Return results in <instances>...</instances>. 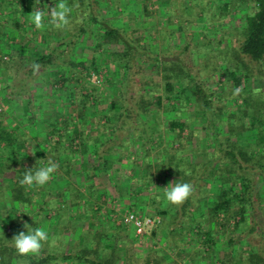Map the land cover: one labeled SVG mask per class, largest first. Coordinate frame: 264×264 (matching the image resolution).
Instances as JSON below:
<instances>
[{
    "label": "trees",
    "instance_id": "trees-1",
    "mask_svg": "<svg viewBox=\"0 0 264 264\" xmlns=\"http://www.w3.org/2000/svg\"><path fill=\"white\" fill-rule=\"evenodd\" d=\"M116 1L120 6L125 5L121 11L123 14L120 15L123 17L122 25L111 24L109 21H105L97 14L91 12L92 0H65L67 5L72 9L70 21L74 23V26L71 28H79L80 32L89 34L90 29L96 26V29L98 28V33L95 34L97 48L103 46L111 47L113 45L121 46L120 50L117 49L110 53L112 62L116 66L121 65L124 73L121 78L110 80L114 83H120L119 97L117 100L111 102V108L114 109L118 104L121 108L124 107L123 111H117L118 113L109 115L110 120L117 119L119 121L118 124H112L114 130L119 126L123 114H125V118L131 116V109L127 106L128 102L125 98L126 93H130L134 103L138 104V108L135 110L137 123H140V126L144 125L139 130L148 131L150 140H152L151 135H161L160 127L164 123L168 127L166 132L168 131V135L170 136L169 141H173L175 135H178L176 139L181 145L179 149H175L174 153H170L169 149L167 150L166 148L164 151H160L161 153H157L155 157L157 162L158 159H163L161 169L157 165L156 169L151 171V164H145L147 172L140 179L142 183L146 184L144 188L148 189L153 181H155V177L163 173L172 178V183L175 181L177 183H191L194 193L179 206L169 203L163 207L160 205L159 193L155 191L150 194V202L146 204L148 207L157 208L153 216L157 217L159 221L156 220V223L151 226L148 233L144 234L142 238L146 235L155 238L164 229L167 232L166 238L168 241H166L169 247L175 251L176 256L172 257V259L169 256L159 255L157 248L146 242L144 243V239L141 243L137 244L136 241L139 237L121 239L118 235L126 225L116 224L115 221H112L114 225L113 232L110 235L105 230H96L95 232L85 230L82 247L65 257L73 259L74 264H182L185 256H187L191 264H200V262H197V257L199 256H197L198 250L196 249L194 253H191L189 251L191 247L184 246L182 243L186 232H190L195 235L196 241L202 243L207 248L206 250L215 255V257H218V236L222 234L226 236L227 234L226 237L228 238L223 256L219 258L216 264H264V255L255 247L256 242L252 240V236L247 237V239L245 238L239 243L238 237L235 236L236 232L243 233L246 231L245 233H247L248 231L253 232L256 230V227L250 224L249 219L250 213L253 211V176L259 175L260 177H264V89H261L259 94H255L254 90L257 88L244 87L240 93L243 104L238 109H234V112L232 111L233 113H230L228 117H225L220 114V110L224 108H219L222 100H219L220 97L214 98L215 91L211 89V85L203 84L201 80L196 81L195 85H192L193 87L190 88V93L187 94V81L184 78H194L188 66L182 64L179 60L177 62L170 61L169 63H164L160 60V57L155 56L150 61L154 62L157 67L151 68L153 72L149 75L142 74L138 87L132 91V87H129V79L135 61H131V57L134 54L144 57V53H140L139 49L135 48L133 39L128 35V29L131 28L132 30L133 26L138 25V10L125 11L123 8L127 6V3H123L122 0ZM251 2H254L256 7L253 12L247 13L245 16V25L242 26L244 35L239 45V53L249 56L253 61L259 62L261 73H264V0H193L194 4L198 3L201 5L200 18H202L201 22L204 24V27L208 24H214L215 21H223L239 5L248 6ZM21 3L23 6L20 13L32 12L36 4L35 0H21ZM213 5L215 7L212 9ZM147 7L145 4L144 9H147ZM80 9L87 10L88 13H82L83 15L81 14L77 18V15L80 14ZM14 10L16 13L19 12L17 8H14L13 13ZM183 10L185 11V9ZM78 19L80 22H78ZM11 22L14 24V27L25 30V21H21L20 18L11 17ZM178 28L182 31V24ZM223 30L225 31V28ZM204 35L210 38L207 32ZM0 41L5 42L1 37ZM239 53H236V56H239ZM97 58L98 56L95 55L88 60V65L93 67L96 73H98L99 63ZM78 60L73 59L70 63L72 67H68L69 69H66V71L65 69H58L55 72L50 71L45 75L46 78L43 82H49L52 87H57V89H60L62 85L67 86V98L72 100V103L78 100L79 107L82 109L87 107V100L90 98L92 90L87 91L86 95L77 97L76 100L74 87L67 85V82H71L72 79H80L82 76L76 75V72H80L79 66L84 67L87 69V73L91 74L89 73L88 66L84 65L86 60L83 58H78ZM36 62L43 63L44 67L49 66L53 62L52 52L41 53L37 57ZM228 62L232 61L228 60ZM232 64L233 67L227 69L228 75L229 79L233 81L234 87H237L242 83L244 75L239 71L234 61ZM242 64L247 69L245 63ZM66 72H71L69 77L66 76ZM245 74L247 77L251 73L248 74L246 72ZM59 82L62 83L61 86H56L55 84ZM114 88H118L117 85ZM129 90L130 92H128ZM189 99L205 112V128L214 130L212 132L215 133L216 142L218 141L217 149L211 153L207 161H191L192 153L196 154V152H200L198 144L188 149L187 145L180 141L181 139L179 138L185 129L189 127V133L187 134L189 138L195 134L194 128L190 125L188 118L183 119L180 117L184 108H187V100ZM152 105L156 107V110H152ZM29 110L32 113L34 109L31 108ZM169 111H172L173 115ZM164 112H166L165 115H163ZM56 115V122L44 127V129H47L46 135H50V138L46 139V141L51 147L49 150H51L50 153H53L52 157L60 160L58 153L75 151L72 144L74 138L70 139L69 145L62 143L65 135L68 133L72 135L79 134L70 127V124L73 122L72 117L67 115L59 123L58 116L62 115V113H57ZM166 116L169 117L167 122L164 120ZM246 119H248V122ZM152 120L156 121L155 125L150 123ZM2 123L3 121L0 119V199L3 197L5 187L3 177L6 172L10 171L9 168L14 170V175L10 179L16 185V187L11 189V193L14 198H20L26 189V186L20 184L24 173L31 169L34 172L40 167L41 162H45L43 159L47 156L45 153L32 157L29 156L28 159H33V161L26 165L15 153L17 147L20 145L18 135H24L22 134L23 132L20 130L19 133L11 131L8 128H4ZM216 123L221 131L228 123V133L219 131L216 128ZM158 124L159 126H157ZM131 127L135 131L138 129L134 125H131ZM139 134L142 135V133ZM53 135H57L58 138H53ZM234 138L235 140H233ZM19 159L22 161L18 170L16 166L14 167V164ZM66 162L62 168L67 173L70 169V162ZM67 167L68 169H66ZM198 179L203 180L205 185L203 184L199 187L196 184ZM212 179V183L217 184L215 185V189L209 188V181ZM207 182L209 183L207 184ZM196 185H198L197 188ZM75 194V197L71 199V204L73 205H76L81 200L80 194L78 192ZM137 208L142 209L143 207L139 205ZM87 210L89 211V208ZM139 212L141 211L139 210ZM259 233L264 234L262 231ZM262 237L263 235L260 238ZM107 239L111 240L110 246L105 241ZM1 241L0 237V253L2 255L0 257V264H13L22 257H25L18 255L12 245H7ZM199 254L200 256L202 255L201 251ZM50 257V255L42 258L28 256L30 264H42L45 262L47 264V260Z\"/></svg>",
    "mask_w": 264,
    "mask_h": 264
},
{
    "label": "rangeland",
    "instance_id": "rangeland-1",
    "mask_svg": "<svg viewBox=\"0 0 264 264\" xmlns=\"http://www.w3.org/2000/svg\"><path fill=\"white\" fill-rule=\"evenodd\" d=\"M59 2L60 0H39V3L35 4L32 11H35L36 8H39L40 10H44L46 13L48 11L50 14L51 8L55 7V5ZM137 2L139 3V5H141V11L138 10V25H135V27L133 26L132 30L131 28H129L128 35L133 39L134 45L136 46L135 48L139 49L140 53H144V57L137 56L136 54L131 57V61H135L131 69V80L129 79V87H132V91H134L138 87L140 79L142 78V74L149 75L153 72V69L157 67L154 62L150 61V59L155 56L160 57V60H162V62L164 63H169L170 61L177 62V60H179L180 62H182V64L188 66L189 71L193 74L194 78H184V80L187 81V94L190 93V88L195 85L194 83L196 81L201 80L203 84L211 85V89L215 91V94L213 95L214 98L220 97L219 100H222L219 108H224L223 110H220V114L225 117H228L230 113L234 112V109H238V107L243 104L241 94L236 96L233 95V89L236 87H234L233 81L229 79L228 75L227 69L233 67V61L234 64H237V68L239 69V71L244 75L242 83L237 87H240L242 89L244 87L264 89V73H261L260 63L251 60V58L247 55L239 53V45L244 35V32H242V26L245 25L246 14L255 10L256 6L254 2H251L248 6L239 5L238 8L231 12V14H228V16L223 19V21H215L214 24H208L205 27L201 22L202 18H200L201 5L198 3L194 4L193 0H137ZM92 3L93 4L91 6V12L97 14L101 19L109 21V23L111 24L115 22L123 24V17L120 16L123 14V12L121 13L122 8H120V5L116 0H92ZM102 3H105L109 10L102 9ZM108 3L111 6H109ZM145 4L148 6L147 9H144ZM22 6L23 5L21 3V0H0V29L1 31H9V29H12V32L15 33L14 35L16 37V41L12 43L14 47V50L12 52L13 55H15V58L9 60V56L2 55L3 61H8L3 63L6 64L7 67H10V70H12V72H15L16 70V72L21 73L20 75L15 74L16 76L9 81L13 85L12 92L19 93L18 85H20L23 81L24 84H26L27 82V84L30 83L34 85L37 78L38 80H45V75H47L50 71L55 72L58 69H65L66 71V69H69L68 67H72L70 63L73 59L76 61H79L78 58L85 59L86 61L84 65L88 66L89 73L91 74L87 73V69L79 66L78 68L80 72H76V75H79V77L80 75L82 76L80 77V79H72L71 82H67V85L74 87L76 91V100L77 97L86 95L87 91L89 92L90 90H92L90 92L91 96L87 100V107L80 109L78 100L75 103H72L73 101L69 100L66 95L67 86H61L62 83L59 82L55 84L56 86L59 85L62 88L57 89V87H52L49 82H43L45 88L42 93H44L45 95H49V97H52L53 99L57 98L59 102H62V104L66 106V108L61 110L62 115H59L58 117L60 119L62 118V120H59V123L63 121L66 115H69L73 118V122L70 124V127L71 129L75 128L74 131L79 135H130L131 137L134 136L136 137V139H139L140 137L137 138V136L140 135L139 133H142L143 139L140 141V143L142 142L143 148L141 149L140 154H142V158L144 157L143 160H145V164L151 163L152 166L154 163L151 171H154L157 165H159L161 169L163 159L160 158L157 162L155 157L157 156V153H161L160 151H164V149L166 148L167 150L169 149L170 153H174L175 149H179L181 145L176 139L178 135H175V139L173 141H169L170 136L168 135V131L166 132L168 127L164 123L160 127L161 135H151L152 140H150L148 131L144 132L139 130L144 125L140 126V123H137L138 121L136 118L135 110H137L136 108H138V104L134 103V100L131 97L130 93H126L125 98L128 102L127 106L131 109V116L125 118V114H123L124 119L121 117V122L119 126L115 128V130L112 124H118L119 121H117V119L113 121L109 119V115L118 113L117 111L121 112L124 108H121L119 104L114 109L111 108V102L113 100H117L119 97L120 83H114L110 80H117L118 78H121L124 73L121 65L116 66L112 62L110 53L117 49L120 50L121 46L113 45L111 47L103 46L101 48H97V40L95 38V34L98 33V28L96 29V26H93L92 29H90L89 34L80 32L79 28L72 29L71 27L74 26L73 22H71L69 27L65 30H57L49 23V15H46L44 18V30H37L29 20L28 14H30L31 12L20 13ZM214 7L215 6L213 5L212 9ZM14 8H17L19 12L16 13L14 10L13 13ZM183 9H185V11ZM86 12L87 10L80 9V14L77 15V18L81 16L82 13ZM11 17L20 18L21 21H25V30L14 27V24L11 22ZM78 22H80L79 19ZM180 24H182L183 27L182 31L178 28ZM224 28L225 31L223 30ZM205 32L208 33V36L210 35V38L204 35ZM73 33L75 34L72 35ZM209 39L213 40L209 41ZM33 42H35V45L33 44ZM41 44L44 45L42 46ZM43 52H52L53 62L47 67H44L43 63L40 62L39 64L41 65V69L39 73L34 74L31 65L34 62L37 63V57H39ZM236 53H239V56H236ZM95 55L98 56V73H96V70L93 67L88 65V60ZM228 60L232 62H228ZM241 62L245 63L247 69L244 68ZM246 72H248V74H251H247L248 76L246 77ZM70 73L71 72H66L65 74L67 77H69ZM24 74H26V76H24ZM99 74H103V77L100 78V81H97L99 78ZM2 84L4 85L5 83ZM116 85L118 88L115 89L114 87ZM29 87L30 85H27V88ZM128 92H130V90ZM151 97L154 98L153 95H151ZM151 108L152 110H156V107L154 105H152ZM87 111L90 114L88 117L85 116V113ZM91 111L92 113H90ZM169 112L173 115L172 111ZM182 113L185 115V117L188 118V121H190V125L194 127L195 131V134L192 135L191 138H189V135L187 134L189 133L190 127L186 128L184 133L179 137L181 139L180 141L186 144L188 149H191V146H195L194 141L196 139L193 138V136L199 137L200 135L215 134L212 132L214 130L205 128V112L196 104H194L191 99L187 100V108H184ZM165 114L166 112H164L163 115ZM4 117L5 113L3 115V119ZM168 119L169 117L166 116V119H164L165 122H167ZM53 121L56 122V119L54 118ZM246 121L248 122V119H246ZM49 122H51V124H54V122L51 121V117H49ZM150 123L155 125L156 121L154 122L152 120L150 121ZM3 124L4 126L6 125L5 127L10 129L11 131L19 133V128H17L18 126L15 125V123H11L8 125L6 122H4L2 123V125ZM131 125H134V127H138V129L136 131L134 129L132 130ZM227 125H225V128L223 127L221 131L219 130V126L216 123V128L222 133H228L227 131H225V129H228ZM157 126H159V124ZM22 132V134L24 135H29L26 130ZM40 135L41 137H39L38 141L41 140L43 142L45 139L50 138L49 135H46V131H41ZM43 135L46 136L43 137ZM66 135L72 134L68 133ZM211 142H213V145H206L205 149L207 150V152L200 146L199 142L198 147L200 152H196V154L192 153L191 161H207L211 153L215 152V150L217 149L216 146L218 144V141L216 142L215 136L214 140L210 141L209 143ZM46 143L48 142L46 141ZM72 144L79 147V140H74ZM190 144L192 145L190 146ZM140 157H138V160L142 159H140ZM20 159L14 164V167L16 166V169L18 168L17 166L20 165V162L23 160L22 159L20 161ZM48 159L54 161L52 157H47L46 160ZM27 161L31 162L33 161V159H29ZM9 170L10 171L7 170L8 172H6L4 177L2 176L5 182L10 181V178H12L14 175V170H11L10 168ZM167 181H170L169 184L172 183V178H169L163 173L159 174L158 177H155V181H153L154 186L157 187H155V190L157 191L158 186H168L169 184ZM212 181L213 179L209 181L210 183L207 182V184H210L209 188L215 189L216 184L212 183ZM196 184H198L200 187V185H205V182L201 179H198ZM198 185H196V188L198 187ZM160 189L161 188H159V190ZM208 191H210V189ZM160 192V205L165 207L169 203L164 198V190L161 189ZM252 193L253 211L250 213L249 220L250 224L256 227V230L253 232L248 231L247 233H245L246 231L243 233L236 232L235 236L238 237V243L245 238L247 239V237L249 238V236H252V240L256 242L255 247L259 249L264 255V234L259 233L260 231L264 232L263 176H253ZM72 206L73 205H71V209ZM1 207L2 208L0 210V215H2L3 218L10 217L11 215H13L12 213L15 214V218L10 225H8L7 223H3L0 220V237L2 239L1 242L13 246V237L19 234L18 224L21 223V218L20 216H17V214L20 213V208L18 207V209H15L14 212L13 208H10L9 210H3L8 209V207L4 208L2 204ZM67 207H70V205H67ZM88 207L90 209V205H88ZM92 208L93 207H91V209ZM150 208H152L154 211L153 213L149 214H155V209L157 208ZM85 224L89 228H93L94 226L90 223ZM261 235H263L262 238H260ZM166 236L167 232L162 229L155 238L146 235L143 238L139 237L136 242L137 244H139L144 239V243L146 242L149 245L157 248V252L159 255H164L166 257L169 256L172 259V257L174 258V256H176L175 251L169 247ZM226 236L223 234L218 236V257H215V255L209 253V251L206 250L207 248H205L202 243L196 241V237L195 235H193V233L186 232L185 239L182 241V243L184 244V246L191 247L189 248V251L191 253H194L196 249L198 250L197 256H199L197 257V262H200V264H216L219 258L223 256V251L225 249L228 238ZM140 247L142 246L140 245ZM200 251L202 253L201 256L199 254ZM1 256L2 255L0 253V257ZM34 256L37 257L36 255ZM13 264H26V262L19 259L16 263L14 262ZM182 264H191L187 256H185V260L182 261Z\"/></svg>",
    "mask_w": 264,
    "mask_h": 264
},
{
    "label": "crops",
    "instance_id": "crops-1",
    "mask_svg": "<svg viewBox=\"0 0 264 264\" xmlns=\"http://www.w3.org/2000/svg\"><path fill=\"white\" fill-rule=\"evenodd\" d=\"M122 1L127 3V6L123 8L125 11L141 9V5L137 0ZM108 5L111 6L109 3ZM124 6H120V8ZM101 8L109 10L105 3L101 4ZM115 23L122 25L119 22ZM14 34L12 29H9V31H1L0 29V37L5 41L4 43L0 41V84L5 83L0 85V119L8 125L15 123L20 131L26 130L29 134L18 135L20 145L15 152L28 165L29 156L40 153H45L47 157L53 156V153H50L49 148L51 149V147L46 143V139L45 142L38 141V139L41 137V131L45 132L47 130L44 127L51 125L49 117H51L52 122H55L53 119L57 115L55 117L54 115L61 113V110L66 106L59 102L57 98L53 99L42 93L45 88L42 79L38 80L37 78L34 85L27 84V82L24 84L23 81L18 85L19 93L12 92L13 85L9 81L16 76L15 74L20 75L21 73L16 72V70L12 72L10 67L4 64L8 61H3L2 55L9 56V60L15 58L12 52L14 50L12 43L16 41ZM33 44L35 45V42ZM27 85H30V87L27 88ZM31 108L34 109L32 113L29 110ZM3 112L5 113L4 119ZM85 114L87 117L90 115L88 111ZM181 117L183 119L187 118L183 113H181ZM5 126L3 124L4 128H6ZM52 137L58 138L57 135ZM72 138L79 140V147L73 145L75 151L58 153L60 160L52 157L54 162L58 163L59 168L46 185L42 187L33 185L31 188L26 186L24 194L20 198H14L11 189L16 185L11 180L6 181L4 194L0 199V210L2 208L1 204L4 208L8 207V209L3 210L13 208L15 212V209L20 208V213L17 214L21 218V223L18 224L19 232L24 231L27 233V229L24 228V224L27 223L32 228L43 227L49 233V242L44 245L41 252L36 255L37 257L31 255L34 258L50 255L47 264H74L73 259L65 256L82 247L85 230L92 232L105 230L110 235L113 232V202L115 200L127 207L140 210V213L146 215H153L149 213L154 211L146 204L150 202V194L156 191V186L153 183L148 189H145L146 184L140 181L144 173L147 172L144 157L142 158V154H140L143 148L142 142L140 143L143 135L137 136L140 140L130 135H65L62 143L69 145ZM193 138L196 139L194 144L197 145L200 142V146L205 149L206 145H213V142H209L214 140V135H200L199 137L193 136ZM190 148H193V146ZM33 152L35 153L33 154ZM138 157L142 159L138 160ZM46 158L43 159L46 162H41L40 167L47 164ZM66 161L70 162V169L67 173L62 168L67 163ZM152 166H154V163ZM17 167L19 170L20 165ZM159 188L164 190V187L158 186V193L161 190ZM77 192L82 200L81 203L73 205L71 199L75 197ZM67 205H70V207H67ZM71 205L74 206H72V209ZM88 205L93 207L89 211L87 210ZM139 205L143 208H137ZM12 214L7 218L0 215V220L10 225L15 218V214ZM85 223L94 226L89 228ZM142 236L135 233L131 226L123 228L118 235L121 239ZM105 241L110 246L111 240L107 239ZM20 260L30 264L28 256L22 257ZM42 264H46V262Z\"/></svg>",
    "mask_w": 264,
    "mask_h": 264
},
{
    "label": "clouds",
    "instance_id": "clouds-1",
    "mask_svg": "<svg viewBox=\"0 0 264 264\" xmlns=\"http://www.w3.org/2000/svg\"><path fill=\"white\" fill-rule=\"evenodd\" d=\"M39 3V0H36ZM72 9L67 5L65 0H60L55 7H52L50 14L44 10L36 8L29 15L30 22L35 26L37 30H44V18L46 15L50 16L49 23L57 30H65L69 27L70 14ZM34 74L39 73L41 65L39 63H33L31 65ZM242 92V88L236 87L233 89V95H239ZM255 94H259L261 89L257 88L254 90ZM35 152H33L34 154ZM38 162V161H37ZM59 168L58 163L51 159L47 160V164L43 167L33 170H27L23 178L20 180V184L31 188L33 185L44 186L54 176ZM164 198L165 200L175 206L183 204L192 194L194 188L191 183H177L176 181L170 183L167 187H164ZM24 228L27 229V233L24 231L19 232L12 239L13 247L16 253L20 256L38 255L44 245L49 242V233L43 227L32 228L27 223L24 224Z\"/></svg>",
    "mask_w": 264,
    "mask_h": 264
},
{
    "label": "built area",
    "instance_id": "built-area-1",
    "mask_svg": "<svg viewBox=\"0 0 264 264\" xmlns=\"http://www.w3.org/2000/svg\"><path fill=\"white\" fill-rule=\"evenodd\" d=\"M102 77L103 74H99L97 81H100ZM113 209V220L115 223L133 227L135 233L139 236L148 233L151 226L158 220V218L153 215L140 213L136 209L127 207L117 200L113 202Z\"/></svg>",
    "mask_w": 264,
    "mask_h": 264
}]
</instances>
